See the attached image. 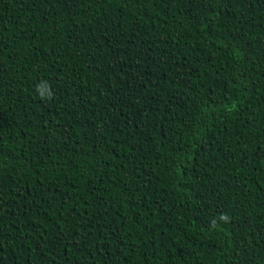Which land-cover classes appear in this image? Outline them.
<instances>
[{
  "label": "trees",
  "instance_id": "16d2710c",
  "mask_svg": "<svg viewBox=\"0 0 264 264\" xmlns=\"http://www.w3.org/2000/svg\"><path fill=\"white\" fill-rule=\"evenodd\" d=\"M0 264H264V0H0Z\"/></svg>",
  "mask_w": 264,
  "mask_h": 264
}]
</instances>
